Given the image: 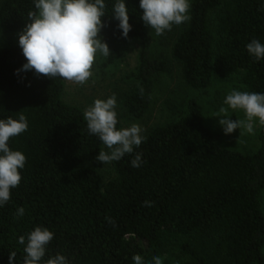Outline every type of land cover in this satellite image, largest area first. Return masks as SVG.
<instances>
[{
  "label": "trees",
  "instance_id": "16d2710c",
  "mask_svg": "<svg viewBox=\"0 0 264 264\" xmlns=\"http://www.w3.org/2000/svg\"><path fill=\"white\" fill-rule=\"evenodd\" d=\"M105 2L100 36L111 53L104 66L131 44L138 47L137 86L124 107L139 119L167 64L151 56L139 0H124L127 38L112 16L117 0ZM34 10L33 0H0V29L21 32ZM189 14L170 49L183 83L201 91L214 79L237 77L246 91L264 92V59L256 61L245 47L252 39L264 44V0H192ZM25 62L18 45L0 49V119L24 115L28 121L27 130L8 142L26 163L20 184L0 207V264H8L12 251L23 264L18 238L27 240L36 226L54 233L45 261L59 253L69 264H133L139 254L146 264L165 256L180 264H264V125L257 150H229L189 100L176 121L153 128L132 154L112 161L115 177L102 188L87 163L104 144L89 134L84 112L62 101L65 79L16 74ZM135 152L143 154L140 168L131 166Z\"/></svg>",
  "mask_w": 264,
  "mask_h": 264
},
{
  "label": "clouds",
  "instance_id": "9594fccd",
  "mask_svg": "<svg viewBox=\"0 0 264 264\" xmlns=\"http://www.w3.org/2000/svg\"><path fill=\"white\" fill-rule=\"evenodd\" d=\"M34 11L28 13V22L18 34V46L26 62L16 74L34 71L49 79L61 77L67 81L83 84L92 75V66L97 54L107 57L111 52L100 36L105 26L102 17L106 15L105 0H33ZM190 0H139L142 9L141 19L146 26L154 30L157 36L170 31L173 25L179 26L190 21ZM129 11L124 0H117L112 16L118 21V28L124 38L131 30ZM246 50L256 61L264 59V44L252 39L246 44ZM222 107L219 125L225 135L243 128L248 134H254V122L264 125V92H248L232 89L226 95ZM242 110L245 119H229L228 109ZM85 120L89 134L97 136L107 151H99L96 159L102 164L121 160L126 154H132L145 141L143 129L138 124L117 128V99L112 95L106 99H95L85 111ZM28 121L24 115L18 119L11 117L0 119V207L11 197V190L21 181L20 170L26 163L25 155L12 150L9 140L25 132ZM142 152H135L131 160L133 168L144 163ZM150 207L149 201L144 202ZM24 208L18 207L16 216L24 215ZM111 223L112 221L109 220ZM54 233L47 227L36 226L34 230L18 238L24 245L23 264H69L63 254L50 256L46 261L47 246L53 240ZM16 252H9L8 264H16ZM133 264H146L139 255L132 257ZM150 264H163L161 257H153Z\"/></svg>",
  "mask_w": 264,
  "mask_h": 264
},
{
  "label": "rangeland",
  "instance_id": "374dc122",
  "mask_svg": "<svg viewBox=\"0 0 264 264\" xmlns=\"http://www.w3.org/2000/svg\"><path fill=\"white\" fill-rule=\"evenodd\" d=\"M184 25L185 23L179 26L173 25L170 31L159 36L149 28L148 32L152 38L151 56L154 59L164 61L167 64V70L156 76L152 103L142 118L132 117L124 107L125 95L137 86L138 47L135 43L124 50L119 59L110 66H104V56L97 54L91 69L92 75L85 83L79 84L65 80L62 101L66 105L80 108L85 114L95 99H106L115 95L119 128L128 127L135 123L142 127L143 135H145L155 127L176 121L186 111L188 101L195 100L202 108L206 127L219 136L222 147L241 153L257 150L259 147L258 135L261 128L258 120L254 122V134L250 135L241 128L225 135L218 123L220 117H216L220 114L222 107L227 108L223 102L230 90L246 91L239 82V78L214 79L209 88L201 91L192 90L183 83L177 64L170 58V49L176 35ZM19 33L9 34L0 29V49L16 47ZM228 115L231 120L245 119L242 110L229 108ZM101 150L107 151L105 146ZM96 157L89 160L87 166L99 173L103 188L115 177V172L112 162L102 164ZM261 202L264 212V193ZM162 260L163 264L181 263L174 256H165L162 257Z\"/></svg>",
  "mask_w": 264,
  "mask_h": 264
}]
</instances>
